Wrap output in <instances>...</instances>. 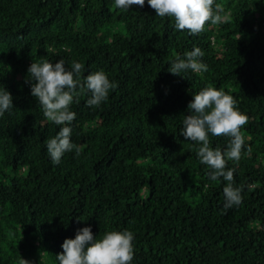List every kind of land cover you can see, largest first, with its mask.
<instances>
[{
  "label": "trees",
  "instance_id": "obj_1",
  "mask_svg": "<svg viewBox=\"0 0 264 264\" xmlns=\"http://www.w3.org/2000/svg\"><path fill=\"white\" fill-rule=\"evenodd\" d=\"M217 4L230 21L190 35L147 0L127 12L114 0H0V90L13 104L0 117V264H59L64 240L85 227L96 239L131 231V264H264V0ZM113 25L126 33L107 36ZM195 47L208 71L170 74ZM60 59L118 87L99 107L86 106L90 93L73 102L81 154L54 165L46 142L62 126L46 120L27 81L33 62ZM205 87L232 95L248 117L241 159L226 165L242 203L227 210L225 182L208 178L199 145L179 135ZM209 141L224 152L229 138Z\"/></svg>",
  "mask_w": 264,
  "mask_h": 264
},
{
  "label": "clouds",
  "instance_id": "obj_2",
  "mask_svg": "<svg viewBox=\"0 0 264 264\" xmlns=\"http://www.w3.org/2000/svg\"><path fill=\"white\" fill-rule=\"evenodd\" d=\"M147 4L156 16L174 19L175 29L187 30L190 35L203 32L208 22L215 26L228 23L231 19V14L224 13L221 5L217 4L213 9L214 0H147ZM144 5L145 0H114L115 8L124 12L132 6L143 8ZM203 56L201 49L195 47L186 52L184 58L177 57L168 72L174 76L189 70L203 74L208 71L207 64L201 62ZM84 68L83 64L73 62L71 70H67L63 59L55 64L46 60L33 62L28 68L31 80L27 82L31 85V96L48 122L62 126L56 136L46 142L47 153L54 165L59 164L66 152L75 150L76 156L81 154L79 146L70 139L72 128L69 125L76 118L75 112L70 110L73 102L90 93L86 106L99 107L108 99L110 90L118 87L103 71L82 77ZM11 109L12 96L4 89L0 90V117ZM187 111L189 115L184 117L179 135L199 145L196 155L199 163L209 170L208 178L212 181L222 178L225 182L223 208L227 210L240 205L243 189L234 187L235 169L226 170V165L228 161L238 163L241 159L245 146L241 129L247 124L248 117L237 110V102L232 95L213 87H205L192 96ZM209 135L228 137L227 150L212 149ZM247 151L250 153L251 148ZM133 239V233L128 230L108 231L102 238L96 239L91 228L85 227L78 230L74 239L64 240L62 253L56 259L59 264H131L134 258ZM19 264L30 262L20 258Z\"/></svg>",
  "mask_w": 264,
  "mask_h": 264
},
{
  "label": "rangeland",
  "instance_id": "obj_3",
  "mask_svg": "<svg viewBox=\"0 0 264 264\" xmlns=\"http://www.w3.org/2000/svg\"><path fill=\"white\" fill-rule=\"evenodd\" d=\"M107 36L112 35V34H125L126 30L121 26V25H113V26H109L107 27L104 31H103Z\"/></svg>",
  "mask_w": 264,
  "mask_h": 264
}]
</instances>
